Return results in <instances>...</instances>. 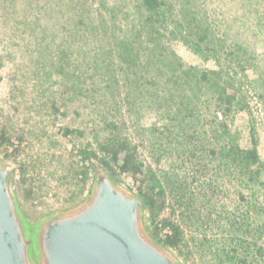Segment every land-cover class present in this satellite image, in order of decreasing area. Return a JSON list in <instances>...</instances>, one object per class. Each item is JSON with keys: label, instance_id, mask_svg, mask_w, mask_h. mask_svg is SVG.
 Masks as SVG:
<instances>
[{"label": "rangeland", "instance_id": "obj_1", "mask_svg": "<svg viewBox=\"0 0 264 264\" xmlns=\"http://www.w3.org/2000/svg\"><path fill=\"white\" fill-rule=\"evenodd\" d=\"M159 3L0 0V160L30 224L108 173L150 191L144 228L181 264H264V0ZM114 134L130 170L100 162Z\"/></svg>", "mask_w": 264, "mask_h": 264}, {"label": "water", "instance_id": "obj_2", "mask_svg": "<svg viewBox=\"0 0 264 264\" xmlns=\"http://www.w3.org/2000/svg\"><path fill=\"white\" fill-rule=\"evenodd\" d=\"M13 171L0 160V264H181L146 232V200L108 173L96 175L80 207L30 224Z\"/></svg>", "mask_w": 264, "mask_h": 264}, {"label": "trees", "instance_id": "obj_3", "mask_svg": "<svg viewBox=\"0 0 264 264\" xmlns=\"http://www.w3.org/2000/svg\"><path fill=\"white\" fill-rule=\"evenodd\" d=\"M141 7H143V10L146 12H150L148 14V18H151V13L153 11H156L157 7L159 6V0H140ZM144 11L141 12V14H144ZM154 14V13H152ZM142 17V16H141ZM207 73V72H206ZM205 73V75H207ZM127 141L128 139H123L121 136L113 135L111 137L105 138L101 143V150L103 151V155L100 157V162L106 166H111L112 162H116L119 159V153L122 151H126L125 155L123 156V163H122V169L125 171L131 169V165L133 164V159L130 151L127 149ZM228 150L230 154L233 156L234 164L236 163V157L241 156L243 159H245L249 166L250 164H256L259 167L262 166V161L260 158V155L258 153V150L256 148L245 150L242 149L237 143H230V146L228 147ZM145 197H146V203L151 204L152 202V194L150 191H146ZM174 234L171 236H168L167 243L171 246H175V242L177 241V238L179 236V232L176 227H174Z\"/></svg>", "mask_w": 264, "mask_h": 264}]
</instances>
